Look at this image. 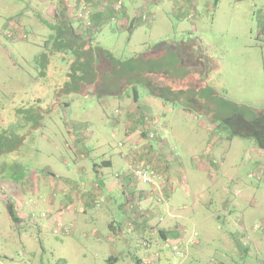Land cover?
I'll list each match as a JSON object with an SVG mask.
<instances>
[{
	"label": "rangeland",
	"instance_id": "1",
	"mask_svg": "<svg viewBox=\"0 0 264 264\" xmlns=\"http://www.w3.org/2000/svg\"><path fill=\"white\" fill-rule=\"evenodd\" d=\"M116 1L69 0V18L74 28L85 34L92 28L91 15L102 12L108 6L113 8ZM139 1L138 4L143 2ZM198 1L195 17L188 19L175 13L173 2L163 0L164 9H153L155 14L150 18L153 22L141 23L133 33L128 31L130 19L122 25L124 14L119 17V12L123 10L115 11L116 18L101 29H91L93 44L110 51L118 61H127L152 49L159 50L161 43L177 44L182 41L183 44V38L187 36L185 32H190L207 47L206 54L211 62L206 72L207 88L214 89L235 107L245 108L246 118L250 120V111H264V0ZM123 2L131 8L130 0ZM61 7L63 4L58 0H0V24L6 17L25 12L27 15L21 23L30 35L26 41H11L0 35V264H102V258H106L105 264H111L109 258L114 253L102 252V245L109 246L107 217L102 218L105 204V210H108V206L117 202L124 203L130 212L137 205L133 212L140 215L151 209L160 210L162 204L164 208L168 205V202H163L169 192L165 182L167 178L161 176L154 162L150 165L159 177L155 183L146 184L129 175L130 167L138 165L139 159L135 156H141L144 150L142 141L147 132L157 136L165 134L168 143L176 145L178 152L169 151L172 163L177 167L178 158L173 154H179L192 179L198 172L196 160L203 164L211 161L212 169L217 168L213 178H208L205 173L199 183L193 181L192 185L187 182V189L181 188L186 183L182 186L178 178L173 196H186L182 190L189 195L175 208L193 204L191 196L214 197L211 200L207 197L199 205L202 225L195 227L192 222L197 219L196 213L187 211L190 212L185 223L188 234L184 233L179 241H161L159 246L173 260L171 263L159 260L156 264H264V150L257 154L259 144L253 137H231L228 128L219 129L217 123L210 121L215 115V106L210 100L202 98L198 84L187 92L192 93L189 96L197 102L205 101L210 105L207 111L204 104L192 102L207 116L192 105L189 106L192 112L184 108L183 103H191L188 102V95L183 100L175 93L180 89L171 90L161 78L152 79L158 84L154 94L164 95L165 100L156 98L154 94L151 96L142 85L138 86L139 102L132 98V87L121 90L117 97L115 90L102 96L101 88L98 93L88 91L89 97L71 94L67 95L68 98H61V89L66 84L63 82L67 79L65 74L73 60L70 54L66 59L53 58L54 66L59 67L58 71L52 69L56 89L51 92L45 84L43 87L49 91V102L40 104L37 101L38 91L32 82L39 79L37 70H41L42 65L46 66L49 60L46 61V55L50 52V44L47 43H52L56 34L53 28L56 22L49 10L53 8L59 13ZM131 13L128 11V16ZM148 15L151 16V13ZM22 25L19 26V34H23ZM169 62L172 64L171 59ZM194 71L198 73L200 69ZM62 99L69 101L70 106L51 103ZM39 113L42 114L37 116ZM24 116L29 118V126L13 133V129H18L20 125L16 120ZM85 122H89L88 128L82 127ZM39 126L41 128L36 130ZM70 130H81L86 143H81L83 136L79 133L76 134L79 141L74 140ZM129 137L141 143L131 145ZM150 148L159 155L156 145ZM212 152L215 155L210 159L208 154ZM106 158L112 161L109 172L119 171L122 167L123 173L115 176L120 182L127 178L126 185L115 187L116 202L109 205L107 192L101 185L92 184L89 192L94 199V207L88 210L84 202L87 196L78 198L79 191L83 192L79 185L73 189L70 212L60 210L59 196H64V190L69 185H49L50 177L44 172L51 170L59 179L85 181L94 176V163L101 164V160ZM26 176L25 183H21ZM124 186H127L125 191ZM129 196H136V201H128ZM227 196L250 197L243 206L246 221L243 226L236 220L238 214L233 217L235 223L232 226L230 222L223 225L214 218L219 209L224 211ZM252 197L256 198V203ZM52 201L56 204L55 210L52 209ZM7 202L15 206L18 223L10 218ZM90 218L94 220L93 226L85 223ZM236 221L240 223L237 226ZM125 222L117 229L121 250L127 241L134 240L130 236L134 235L137 226L136 221ZM59 223L68 226L69 232L56 235L54 231ZM197 232L206 233L202 234L208 237L207 240L203 242L198 235L195 239L194 233ZM158 235L156 233V238ZM182 241L189 244V249L183 250V259H177L165 246ZM195 246L200 248L195 251ZM146 255L144 264L152 259L150 251ZM124 258V264H142L139 257H132L131 254Z\"/></svg>",
	"mask_w": 264,
	"mask_h": 264
},
{
	"label": "trees",
	"instance_id": "2",
	"mask_svg": "<svg viewBox=\"0 0 264 264\" xmlns=\"http://www.w3.org/2000/svg\"><path fill=\"white\" fill-rule=\"evenodd\" d=\"M85 1L89 2L90 0ZM60 4H63V7H61L60 12L57 14L56 26L53 27L56 34L53 37L54 40H52V43H50V41L47 43L50 44V52L46 55V61L47 59L49 60L47 61L46 66L42 65L40 72L42 77H48V90H51L52 92L56 89L55 83L52 79V74H54L52 73V69L56 71L59 70V67L54 66L53 58L60 57L66 59L65 57L70 54L69 57H72L73 60L70 63L67 75L65 74L67 79H65L66 81L64 80L63 83L66 84L61 89V94L66 96L70 94H80L84 96L83 94H86L88 91L98 93L101 92L102 88V96H106L107 93H111V90H115L116 93L114 95L117 97L121 94V90L126 87H132L134 91L132 98L135 102H139L141 95L138 93V86H145L148 89L149 94L153 96L152 94L155 92L154 89L158 87V84L152 81V79L161 78L165 85L170 86L171 90L174 91L175 88L180 89L175 93L181 95L183 100L188 95V102L191 103H183L182 105L184 108L192 112V108L189 109V106L192 105L193 108L196 109L194 104L199 102H197L193 96H189L192 93L187 91L194 84H198L202 98L210 100L212 105L215 106L214 114L216 116H212L213 118L211 117L212 119L210 118V121L217 123L219 129L223 128L227 130L228 128L232 133L231 137H253L259 144V149L264 150V111H250L251 119L247 120L246 114L244 113L247 112L245 108L235 107L234 104L229 103L217 94L214 89H211L210 87L207 88L208 86L206 85L208 80L206 79V72H208L207 68L211 62L206 54L207 47L201 40L194 37L191 38V35L187 33L185 34L187 36L183 38V44L182 41L177 44H171L169 42L161 43V48L159 50L158 48L152 49L151 52L141 54L127 61H118L110 51L94 46L93 35L91 33V29H101L105 24H108L110 20L116 18L114 16L116 14L114 8H107L108 10L105 8L102 12L93 13L94 15H91L92 28H89L90 30H88V32L85 31V35L84 32L80 34L81 31L74 28L72 21L69 18V0H60ZM119 10L120 9L116 12H119ZM142 15L141 19L138 18V16L134 18L128 31L133 33L136 28L135 26H138L140 23L144 24L148 22V20L143 19ZM87 18H89V16ZM138 20L143 21L139 22ZM8 26L11 27V25ZM19 26L20 24L18 23V29H15L14 37L6 38L7 40H20L19 36L22 34H19ZM83 30H85V27ZM0 34H2L1 36H4L1 31ZM156 54L157 56H155ZM170 59L172 60V64L169 62ZM178 66L179 69L177 68ZM171 68H176V70ZM197 68L200 69V72L198 73L194 71ZM51 86H54V88ZM161 92H164V90ZM154 96L165 100L164 95L162 94H154ZM193 101L195 103H192ZM199 104H204L207 111L210 108V105H207L205 101ZM65 105L69 107V101H67ZM196 110L205 114L202 112L204 110L198 108ZM39 114L37 116H39ZM156 137V134L153 135L151 132H147L144 141L151 147V142L155 141ZM151 150L152 149L150 148V151ZM143 152L144 151H141V156H135L136 159H139L137 161L138 165L151 167V162H148L146 159L148 154L146 155ZM4 155L6 156V154ZM155 159H158V157ZM6 208L13 222L18 223L19 218L17 211L12 202H7Z\"/></svg>",
	"mask_w": 264,
	"mask_h": 264
},
{
	"label": "crops",
	"instance_id": "3",
	"mask_svg": "<svg viewBox=\"0 0 264 264\" xmlns=\"http://www.w3.org/2000/svg\"><path fill=\"white\" fill-rule=\"evenodd\" d=\"M45 1V0H43ZM143 2L141 4H138V2H141L139 0H130V7H128V5L124 4L123 0H117L116 4H113L112 7L118 11L117 6H118V2H123L122 5L124 4V7L121 6V9L123 11L119 12V17L121 15V13L124 14V17L121 18L123 19L120 20V22L122 21V25L124 23H126L129 19L132 22L134 17L141 18L142 14H147L151 13L155 14L153 11L154 8L156 7H160L164 9V5H163V0H142ZM171 2H173V7L175 9V13L178 16H187V18H194L195 15L194 13L197 11V6L199 5V1L198 0H169ZM58 2H60V0H58ZM105 6V5H104ZM52 7V6H51ZM57 7V6H56ZM59 8V5H58ZM110 8V7H109ZM117 8V9H116ZM53 9V8H52ZM49 10V14L50 16H52L54 18V21L56 22L57 19V12H55L54 10ZM107 9V8H106ZM108 10V9H107ZM128 11H132V13L128 16ZM139 11V12H137ZM145 11V12H143ZM136 12L138 13L136 16ZM25 12H18L16 13V15L12 16V17H6L2 23L0 24V31H4V29H8V25H13V26H18V23L20 25H22V20H24V15L26 16L27 13ZM105 13V12H104ZM4 14V13H3ZM94 15V14H93ZM7 16V15H6ZM154 16V15H153ZM95 17V16H94ZM156 17V15H155ZM102 18V17H101ZM151 18V17H150ZM185 18V17H184ZM96 19V17H95ZM139 22H141L140 20H138ZM130 22V25H131ZM150 22H153V20L151 21L150 19L148 20V24ZM141 25L138 24V26ZM25 25H22V31H23V36H19L20 40L22 41H26L29 38V34L27 33L25 27ZM135 26V27H138ZM10 28V27H9ZM189 35H191V38L195 36L190 33L187 32ZM185 32V34H187ZM2 35V34H0ZM34 35V34H33ZM25 38V39H24ZM34 38V36H33ZM203 42V41H202ZM39 71V73L41 72V70H37V72ZM47 78L48 77H42V74H40L39 79L37 80H33V87L38 91V95L39 97L37 98L40 104L46 102V100H48L49 96L47 95V92L49 93L48 90L45 89V87H43L46 84L47 86ZM40 84V85H39ZM57 86V84H55V87ZM52 88H54V86H51ZM71 95V94H70ZM85 97H89V93L87 92L86 95H84ZM32 98V97H30ZM61 98H68L66 95H62ZM67 100L66 99H62V100H54V104L59 105V104H64L66 103ZM43 118V116H42ZM40 124V123H39ZM89 126V122H85L82 124L83 128H88ZM41 128V126L36 127V130H39ZM71 136L74 138V140L79 141V137L76 136L77 133L82 134L81 136H83V139H81V143L85 144L86 143V137L83 135V132L81 130H75V131H69ZM129 139H131L129 137ZM139 144L141 142L137 141L136 139H131L130 140V144L131 145H135V144ZM142 143L144 144V154H148L146 156V159L148 160V162H154V167L161 172V176H163V178H167L165 180V182L167 183L168 187H169V192H168V196H164V201L163 202H168V205L166 208H164L163 204L161 209H151L143 214H135V211L133 212V209L135 207H137V205H135L134 208H132L131 212L129 210H127V206L124 205V203H115L116 202V197L114 196L116 191H115V187H117L118 184L120 185H126L127 184V178L124 177L123 178V182H120L118 178H116L115 175L118 174H122L123 172H121V169L119 171H114V172H109V168L112 166V161L109 158L103 159L101 160V164H98L95 162L94 166H93V177H89L87 178L85 181H83V179H80V181L74 180L72 178H68V179H59V177L51 170H46L44 172V174L48 175L50 177L49 182H51L49 185H54L56 186H66V184L69 185V187L65 188L64 190V196H59L61 197V199H58V202L60 203V210H67L70 212L71 207H73V205H71L70 200L72 201L71 198L74 197V193H73V189H77L79 185H81V188L83 189V192L80 193L79 191V199L82 198L83 196H87L84 199V202L87 206H85V208H87L88 210H91V208L94 207L93 202L94 199L91 195V192H89L91 186L90 185H94L95 186H102L103 190H105L107 192V201L108 203H110L109 205H111L112 203H115L114 205L108 206V210H105L107 207V204H105V206L103 207L104 210H102V218H106L107 217V227L109 230V234H108V238H109V246H103L102 245V252H109V253H114L111 258H109V262L111 264H124V260L128 254H131L132 257H139V259H141L142 264L145 263V259L147 258L148 255H146L149 251L152 254V259L150 260V262L148 264H156L158 263L159 260L163 261V262H168L171 263L172 256L167 254L168 252L166 250L163 249V247L159 246L161 241L163 242H167L170 240L173 241H179L181 239V236L184 233L188 234V231L186 229L185 223H186V216L188 214H190V212L187 211H195V216L197 217V219L193 220V225L195 227H198L199 225H202L203 220L200 218L202 216V212L198 213L199 211V205L202 204L203 201H206L207 197H210V200L212 197L214 196H191L192 199V203L190 205H183L181 207H179V209L175 208L177 203L180 202L181 200H186V198L188 197L187 195H189V192H186L184 190H182V193L185 194L186 196H173V190H174V185L175 183L178 181L179 179L181 180L182 186L183 184L186 183V186L181 187V188H185L187 189L189 183H191L193 185V181H195L196 183H199L202 180V176L206 173L208 178H213L214 174L217 171V168L215 167V170H213V162L208 161L207 163L203 164L201 161H195L196 164L198 165V172L196 174H194L193 179L191 174H188L186 172L185 169V163L182 157H180V155H176L173 154L174 157L178 158L177 161V167H174L173 163H172V156L169 153V151L173 152L172 150H175V152H178L175 148L176 145H170L166 139L165 134H159V136L156 137L155 141H152L151 145H156L158 147V152L160 151L159 155L154 154L152 151H150V145L147 144V142H144V140L142 141ZM142 145V144H141ZM121 146V145H120ZM186 151H191V149L185 148ZM259 152H257V154H261L260 151L263 150H258ZM174 153V152H173ZM192 153V152H189ZM264 154V151H263ZM214 152H212L211 154H208V158L212 159L214 157ZM158 159H155L157 158ZM130 157V156H129ZM126 163V162H125ZM203 166L205 167V169L203 168ZM81 170L84 171V169L82 168ZM205 171V172H204ZM80 172V171H78ZM47 176V177H48ZM27 178V176L23 179V181H21V183H25L24 180ZM179 178V179H178ZM119 181V182H117ZM61 182V184H59ZM77 187V188H76ZM127 188V186L123 187V190L125 191ZM166 186H164V190H165ZM88 189V190H87ZM86 191H88L86 193ZM81 194V196H80ZM221 197H225V196H221ZM228 200H227V204L226 207L224 208V211L222 212L221 209H219V211H217L216 214H214V218L216 217L223 225L227 224L228 222H230L231 226L232 224H234V219L233 217L235 216V214H238V218L236 220H238L240 223H236L240 224V226L243 224H245V215H244V208L243 206L245 205V203H247L250 200V197L248 196H227ZM253 201L256 203L257 200L255 197H252ZM56 200V199H55ZM82 201V200H81ZM114 201V202H112ZM128 201L134 202L136 201V196H129ZM252 201V200H251ZM71 205V207H70ZM251 205V204H249ZM199 208V209H198ZM52 209H56V204L54 205L53 201H52ZM131 209V208H130ZM82 210V209H81ZM119 212V213H118ZM137 222V226L135 229V233L134 235H131L130 238L132 237V239H134L133 241H127L125 247L121 250V245L119 244L120 242L117 240V236L119 234V231L117 230L119 226H121L124 222ZM125 222V223H126ZM85 223L88 226H93L94 220L93 218H90L88 220L85 221ZM129 223V222H128ZM96 225H94L95 227ZM238 226V227H240ZM89 233H91V229H88ZM156 233H158V237L156 238ZM198 233V232H197ZM194 233L195 235L200 236L201 240L204 242L207 240L208 237H206L203 234H206L204 232H200V233ZM203 233V234H202ZM137 235V236H136ZM204 238V239H203ZM157 241V242H156ZM156 242V244H155ZM183 242V243H182ZM179 242L178 244L180 245V247L186 251L189 249V244L184 241ZM102 243H103V238H102ZM148 246V247H144ZM200 247L195 246L194 250L196 251V249H199ZM123 251V252H121ZM166 255V256H165ZM168 255V256H167ZM114 256V257H113ZM170 259V261H168ZM106 263V258H102V264ZM108 264V262H107Z\"/></svg>",
	"mask_w": 264,
	"mask_h": 264
},
{
	"label": "built area",
	"instance_id": "4",
	"mask_svg": "<svg viewBox=\"0 0 264 264\" xmlns=\"http://www.w3.org/2000/svg\"><path fill=\"white\" fill-rule=\"evenodd\" d=\"M122 3L119 2L117 8L121 9ZM143 19L144 20H149L150 17H153V15L149 16L147 14H143ZM17 26L11 25L10 28L2 31L4 33L5 38H13L15 35V29ZM5 33L7 36H5ZM24 37V35H21ZM130 176L135 177L137 180H140L141 182H144L146 184H153L155 183V180L158 179V175L156 172L151 168V167H143L141 165H135L130 167ZM130 225V224H129ZM69 227L65 226L63 223H59L57 225V228L55 229V234L56 235H61V234H66L69 232ZM197 238V235H195V239ZM167 248H170L172 253L175 255V258L177 259H183L185 257V252L183 249L180 247L178 243H168L166 244Z\"/></svg>",
	"mask_w": 264,
	"mask_h": 264
},
{
	"label": "flooded vegetation",
	"instance_id": "5",
	"mask_svg": "<svg viewBox=\"0 0 264 264\" xmlns=\"http://www.w3.org/2000/svg\"><path fill=\"white\" fill-rule=\"evenodd\" d=\"M50 98H52V97H50ZM46 102H47V103L49 102V98H48V100H46ZM53 102H54V101H52L51 103L54 104ZM41 114H42V113H40L39 116H40ZM19 118H20V117H19ZM19 118H18V121L16 120V123H17V124H20V125H19L18 129H13V131H12L13 133L16 132V131L18 132L19 129H21V128H23V127H27V126H29V124H30V120H29V118H27V117H25V116H24V117H21L20 119H19ZM2 157L4 158V155H2ZM0 163H2V162H0Z\"/></svg>",
	"mask_w": 264,
	"mask_h": 264
}]
</instances>
